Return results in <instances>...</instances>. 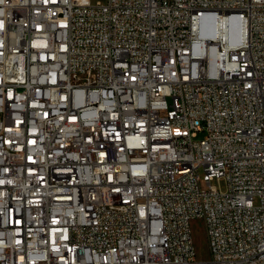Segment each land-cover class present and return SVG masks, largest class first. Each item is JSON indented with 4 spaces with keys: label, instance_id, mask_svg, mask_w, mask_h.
Instances as JSON below:
<instances>
[{
    "label": "built area",
    "instance_id": "2783aa9c",
    "mask_svg": "<svg viewBox=\"0 0 264 264\" xmlns=\"http://www.w3.org/2000/svg\"><path fill=\"white\" fill-rule=\"evenodd\" d=\"M0 264H264V0H0Z\"/></svg>",
    "mask_w": 264,
    "mask_h": 264
},
{
    "label": "rangeland",
    "instance_id": "374dc122",
    "mask_svg": "<svg viewBox=\"0 0 264 264\" xmlns=\"http://www.w3.org/2000/svg\"><path fill=\"white\" fill-rule=\"evenodd\" d=\"M97 0H91V2H96ZM104 1V0H100ZM203 134L197 137V140L202 138ZM211 186L224 190V182L222 180H213ZM192 238L197 253L198 259L209 260L210 259V249L208 243V236L204 227V223L201 220H195L191 224Z\"/></svg>",
    "mask_w": 264,
    "mask_h": 264
}]
</instances>
